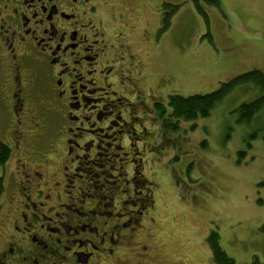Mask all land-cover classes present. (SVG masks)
Returning <instances> with one entry per match:
<instances>
[{"label":"flooded vegetation","instance_id":"1","mask_svg":"<svg viewBox=\"0 0 264 264\" xmlns=\"http://www.w3.org/2000/svg\"><path fill=\"white\" fill-rule=\"evenodd\" d=\"M166 5L0 0V264H162L150 161L191 123L145 73Z\"/></svg>","mask_w":264,"mask_h":264},{"label":"rangeland","instance_id":"2","mask_svg":"<svg viewBox=\"0 0 264 264\" xmlns=\"http://www.w3.org/2000/svg\"><path fill=\"white\" fill-rule=\"evenodd\" d=\"M165 2V31L154 54L146 52L145 69L176 75L165 94L204 95L241 74L264 75V0H219L200 10L192 0ZM257 96L252 87L232 91L209 117L183 124L150 161L160 263L213 264L206 239L214 231L235 264H264V111L250 123L238 111Z\"/></svg>","mask_w":264,"mask_h":264},{"label":"trees","instance_id":"3","mask_svg":"<svg viewBox=\"0 0 264 264\" xmlns=\"http://www.w3.org/2000/svg\"><path fill=\"white\" fill-rule=\"evenodd\" d=\"M200 10V3L206 6L218 7L219 0H192ZM252 87L258 92L255 100L248 103H242L239 108V121L250 123L253 118L264 111V75L259 71H250L236 76L227 83L220 84L216 91L204 95H193L182 97L179 95H170L168 97V107L171 116L174 119L183 122H195L198 119H205L210 116L211 111L222 101L226 99L232 91ZM264 141V137H263ZM250 148V144L247 145ZM10 151L7 147L0 144V165L9 157ZM244 152H238L242 157ZM5 190L4 179L0 176V208L1 200ZM219 235L211 231L206 239V244L210 250L211 261L213 264H235L234 261L226 255L219 244ZM252 264H261L254 259Z\"/></svg>","mask_w":264,"mask_h":264}]
</instances>
